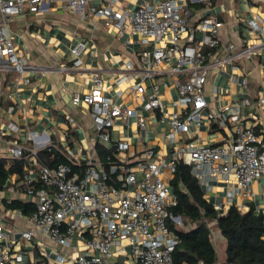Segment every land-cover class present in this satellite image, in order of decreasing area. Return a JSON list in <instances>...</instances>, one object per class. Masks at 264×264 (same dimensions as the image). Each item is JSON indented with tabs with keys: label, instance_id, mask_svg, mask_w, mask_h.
Wrapping results in <instances>:
<instances>
[{
	"label": "built area",
	"instance_id": "built-area-1",
	"mask_svg": "<svg viewBox=\"0 0 264 264\" xmlns=\"http://www.w3.org/2000/svg\"><path fill=\"white\" fill-rule=\"evenodd\" d=\"M53 2L79 10L82 16L87 8L106 26L115 24L122 31L127 17L143 49L136 65L128 62L122 68L114 92H106L101 73L93 71L92 88L73 95L72 104L87 106L93 123L89 148L79 145L75 150L63 142L72 136L70 128L57 143L25 128L24 138L33 144L22 143L16 136L22 128L11 116L12 106L8 115L0 112V138L8 153L21 158L29 152L36 165L23 178L34 209L32 228L23 229L22 238L34 240L46 234L54 242L49 248L37 242L46 264H174L179 236L172 224L183 226L181 216L170 209L177 202L170 180L178 163L190 167L205 194L217 193L218 184H225L224 200L213 202L223 214L232 205L247 211L256 194L253 182L264 183V84L256 101L243 96L218 110L210 108L206 94L215 69L230 72L234 82L237 61L264 48V23L260 16L248 19L249 31L257 39L238 45L223 41L216 14L190 22L192 4L212 6L213 0L143 2L134 12L123 14L114 9V0H0V98L17 96L24 105L28 98H22L20 91L29 82L26 72L47 71L16 46L11 19L27 11L40 12ZM84 46L77 42L72 48L78 68ZM11 73L16 77L9 81ZM164 75L172 77L170 86L177 91L170 102L163 94L169 87ZM242 85L248 86L245 75ZM212 90L217 98L231 93L226 85H213ZM128 97L136 103L130 104ZM245 107L250 108L246 115ZM66 120L75 121L68 113ZM204 120L228 131L229 139L203 143L186 138L197 133ZM155 124L158 128L151 127ZM159 133L161 146L149 141L151 134ZM133 142L144 144L143 150L131 151ZM46 147H60L75 167L42 163L38 153ZM15 245L16 238L7 237L0 221V264L23 262Z\"/></svg>",
	"mask_w": 264,
	"mask_h": 264
},
{
	"label": "crops",
	"instance_id": "crops-1",
	"mask_svg": "<svg viewBox=\"0 0 264 264\" xmlns=\"http://www.w3.org/2000/svg\"><path fill=\"white\" fill-rule=\"evenodd\" d=\"M157 0H114V9L120 13L134 12L143 3H152ZM216 14L221 21V37L224 42L231 41L241 45L254 42L257 36L249 31L247 20L254 15L260 16L264 23V0H213L212 6L203 4L191 5L190 22H195L201 16ZM124 30H120L115 24L106 26L103 18L91 15L85 9V15L81 11H75L62 2H53L45 6L40 12H25L11 19V27L16 46L25 53L35 64L43 66L47 71L30 70L26 72L29 82L22 84L20 96L28 98L22 105L20 99L14 96L7 99L0 98V112L8 115L7 108L12 106L11 116L22 128V132L16 135L22 143L32 145V141L24 138L25 128H30L43 133L52 142H59L65 137V132L70 128L68 141H63L71 148L77 150L79 145L91 147V137L94 135V127L87 106H74L72 97L75 93H83L93 86L92 72L101 73L102 82L107 88L106 92H114L117 88L116 79L122 68L128 63L137 64L143 46L139 41V35L131 31L129 19L124 18ZM77 42L84 43L81 53L82 65L80 68L74 65L75 56L72 48ZM221 53L220 48L215 54ZM239 69L235 70L236 80L231 82V73L225 70L215 69L209 77L206 86L207 99L210 108L220 109L228 103L235 102L243 96H249L256 101L258 93L264 84V48L256 54L249 55L237 61ZM67 67V68H65ZM247 76L248 86L242 85L243 77ZM16 74L8 75L12 80ZM163 79L169 84L163 88L166 102L177 97V91L171 87L172 77L164 75ZM213 85H226L231 88V93L217 97L213 95ZM123 87V86H122ZM129 103L136 102L129 98ZM250 108H243V114L249 113ZM208 109L204 111L207 113ZM74 116V123L69 124L66 114ZM151 127H157L158 124ZM15 136V137H16ZM11 136L10 138H13ZM162 133L151 134L150 142L161 146ZM186 138L198 140L203 143L224 142L229 139L226 130L211 125L204 120L197 133H190ZM184 140V139H183ZM62 141V140H61ZM62 142V143H63ZM131 151H141L144 144L133 142ZM0 156L13 160L7 151V143L0 138ZM32 158L28 160V173L36 169ZM25 173V174H26ZM19 173H13L7 184L0 189V221L4 223L7 237H15L16 250L23 255V262L15 264H46L39 252L38 241H42L46 247L54 245V242L46 235H37L34 240L22 238L21 231L32 228L30 215L32 209H27L23 203L33 202L26 192V186ZM217 193H206L205 197L212 201L224 200L225 184L219 183ZM255 196L254 203L264 213V183L262 179L253 182ZM23 205H14V202ZM34 208V207H33ZM16 251V253H17ZM116 258H113L115 260Z\"/></svg>",
	"mask_w": 264,
	"mask_h": 264
},
{
	"label": "trees",
	"instance_id": "trees-1",
	"mask_svg": "<svg viewBox=\"0 0 264 264\" xmlns=\"http://www.w3.org/2000/svg\"><path fill=\"white\" fill-rule=\"evenodd\" d=\"M38 157L42 163L51 167L60 163L75 167V163L60 147L42 148ZM29 158V152L13 160L0 156V189L7 184L13 173H19L22 177L25 175L29 168ZM170 185L177 201L170 209L183 220L182 227L172 224L179 236V243L173 251L174 264L218 263L210 222L215 223L226 239V254L222 264H264V213L257 210L254 202H249L247 211L232 205L223 214L205 197L203 186L191 173L190 167L183 162L178 163ZM23 204L33 211L32 203ZM23 204L14 202L17 206Z\"/></svg>",
	"mask_w": 264,
	"mask_h": 264
},
{
	"label": "rangeland",
	"instance_id": "rangeland-1",
	"mask_svg": "<svg viewBox=\"0 0 264 264\" xmlns=\"http://www.w3.org/2000/svg\"><path fill=\"white\" fill-rule=\"evenodd\" d=\"M210 226L213 231V239L217 247V255L219 261L217 264H222L225 259V248H226V239L222 236L220 230L216 227L214 222H210Z\"/></svg>",
	"mask_w": 264,
	"mask_h": 264
}]
</instances>
